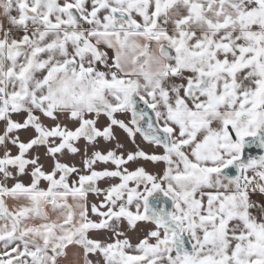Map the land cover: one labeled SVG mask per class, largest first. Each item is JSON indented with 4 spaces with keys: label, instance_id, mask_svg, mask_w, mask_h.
<instances>
[{
    "label": "snow or ice",
    "instance_id": "6c2138e0",
    "mask_svg": "<svg viewBox=\"0 0 264 264\" xmlns=\"http://www.w3.org/2000/svg\"><path fill=\"white\" fill-rule=\"evenodd\" d=\"M0 264H264V0H0Z\"/></svg>",
    "mask_w": 264,
    "mask_h": 264
}]
</instances>
